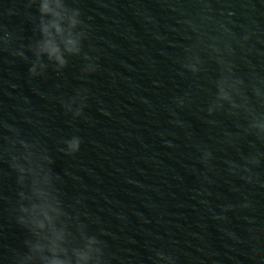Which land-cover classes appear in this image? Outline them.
I'll list each match as a JSON object with an SVG mask.
<instances>
[{"label": "water", "instance_id": "1", "mask_svg": "<svg viewBox=\"0 0 264 264\" xmlns=\"http://www.w3.org/2000/svg\"><path fill=\"white\" fill-rule=\"evenodd\" d=\"M209 2L216 19L234 13L230 26L238 36L244 28L254 33L248 45L254 51L246 58L264 75V0ZM10 4L0 0V25L18 29L26 44L31 26L22 16L4 15ZM74 6L91 30L84 50L93 49L89 54L99 70L81 78L85 62L73 58L62 74L49 68L46 78L33 80L28 63L0 55V122L41 140L68 199H83L88 214L99 220L93 230L109 234L111 251L125 264H154L155 251L161 250L176 264H264V187L229 176L224 164L239 162L237 149L247 153L248 142L236 148L225 144V132L237 131L234 121L206 112L217 66L209 61L207 70L193 77L181 74L178 62L191 43L180 21L195 17L202 5L197 0H76ZM17 8L22 12L19 3ZM244 55L237 48V74L247 78ZM77 89H87L88 99L84 117L73 120L60 100ZM185 95L190 103L176 107L174 99ZM209 119L216 125L205 122ZM73 135L82 141L80 151L65 156L61 142ZM198 146L213 151V172L199 163ZM0 167L7 171V165ZM257 171L264 184V168ZM205 174L213 181L208 204L226 219H214L201 198L193 199ZM2 188L10 194L14 177H6ZM245 203L251 207L242 208ZM228 204L234 211L222 212ZM7 209L0 204V264H7L8 250L20 248L25 236Z\"/></svg>", "mask_w": 264, "mask_h": 264}, {"label": "clouds", "instance_id": "2", "mask_svg": "<svg viewBox=\"0 0 264 264\" xmlns=\"http://www.w3.org/2000/svg\"><path fill=\"white\" fill-rule=\"evenodd\" d=\"M197 2L202 5L201 11L195 17L180 21L186 38L191 41L178 61L183 70L181 74L187 72L198 77L207 70V62L217 66L207 116L222 114L233 120L237 131L225 132L224 143L236 148L238 142L247 141L249 149L247 153L237 149L239 162L224 161L228 175L245 185L264 187L257 171L264 168V75L246 58L254 51L248 47L254 33L244 28L238 36L230 26L234 13L216 19L209 0ZM75 4L76 0H11L4 15L8 19L22 16L31 26L32 38L25 44L18 29L0 25V55L8 54L28 63V75L33 80L46 78L49 68L57 75L62 74L73 58L85 62L81 78L96 73L97 62L89 54L93 49L84 50L91 30ZM237 48L245 54L241 59L250 69L247 78L237 74ZM87 99L88 90L77 89L69 99L61 98L60 103L65 114L77 120L84 117ZM173 102L176 107L184 108L190 98L176 97ZM205 122L216 125L214 119ZM61 143L64 147L59 151L74 157L82 141L73 135ZM166 146L172 145L166 142ZM197 150L199 163L213 172V151L207 146H198ZM0 165H7V171L0 167V204L8 205L10 220L25 234L20 248L8 250L7 264H125L111 251L106 239L109 234L102 228L93 230L99 220L88 214L83 199H68L63 190L64 180L54 171V160L39 138H26L19 128L0 122ZM10 175L14 177L15 188L5 194L2 183ZM212 183L207 174L203 175L200 186L193 191V199L201 198L199 202L212 212L214 219H226L217 216L208 204ZM241 207L247 209L251 204ZM221 211H234V206L225 205ZM154 264H176V259L162 250L155 251Z\"/></svg>", "mask_w": 264, "mask_h": 264}]
</instances>
